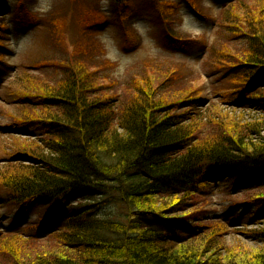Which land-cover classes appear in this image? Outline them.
<instances>
[{
  "label": "trees",
  "instance_id": "trees-1",
  "mask_svg": "<svg viewBox=\"0 0 264 264\" xmlns=\"http://www.w3.org/2000/svg\"><path fill=\"white\" fill-rule=\"evenodd\" d=\"M147 1L168 45L185 51L191 37L176 29V1L112 4L126 19ZM187 1L203 14L198 0ZM107 20L98 4H75L70 25L41 22L52 51L12 82L11 126L41 146L11 138L20 161L0 167V198L19 206L16 220L29 201L48 212L28 234H0V264H264V0H230L219 13L207 64L221 84L215 106L234 108L219 119L202 104L214 95L183 65L137 63L115 81L96 34ZM246 112L258 116L245 119ZM218 184L235 197L225 217L209 212ZM112 201L126 209V221L99 216ZM249 222L259 225L250 233L260 247L230 246L234 223Z\"/></svg>",
  "mask_w": 264,
  "mask_h": 264
},
{
  "label": "rangeland",
  "instance_id": "rangeland-1",
  "mask_svg": "<svg viewBox=\"0 0 264 264\" xmlns=\"http://www.w3.org/2000/svg\"><path fill=\"white\" fill-rule=\"evenodd\" d=\"M177 1H180V17L177 25H179L181 22V17L183 14L189 15L194 21V26L190 32H182V35H186L187 33L191 37V41L188 42L186 51H181L178 48L168 45L167 35L162 32L161 27L156 21H154L149 12L147 7V4H149L148 1V3H145V8H143L139 13H135L133 16H130L126 19L117 17L115 8L112 4L111 16L108 17L107 21L103 22L101 27L98 26L99 28L96 34L99 36L103 30L111 25L116 31L121 42L122 51L125 54H130L134 52L139 46L138 41H133L131 39V36H134V33L130 32L131 23L134 20H144L150 23L154 27L153 35L162 48V52L155 58L142 59L137 63L153 60L160 61L162 63L168 62V67L178 64L183 65L185 69H192L195 71L196 77H193L197 79L196 82H194L197 87L204 89L205 94L212 93L214 95L215 88L221 90L219 88L221 84L218 83V74H215V69L207 64V58H211V47H214L217 33L220 32V25L217 26L214 19L216 18L218 11L223 7V2L225 0H201L202 9L205 12L206 17L195 14L184 2V0ZM139 3L142 5L143 2L139 1ZM75 4L78 8L83 7L84 10H89L90 8H94L98 3L97 0H54L52 10L47 14L46 17L40 19V21L46 23L52 18H55L59 24L65 21L66 25H70V16L75 9ZM26 7L27 5H10L8 0H4L2 9L6 10V12L1 13L0 15V18H3L0 19V25L4 26V31H2V34L4 33V37L1 39V41L4 43V46H6V49L2 50L3 55H0V58H4L3 60L6 62V69L0 70V146L3 144L6 145L7 148L0 152V167L3 165H8L7 163L10 160H13L14 162L20 161L17 158L13 159V156H11L15 155L14 150H11L9 145L11 138L16 142H18L19 139L27 141V143L25 142L27 145L31 143H37L38 146H41L37 137L32 135H22L19 128H16L13 125L11 126V122L17 117V104L15 101L17 96L16 91L10 90V88H12V82L14 78L22 73H25L26 70H30L27 69L29 64L36 60L39 61L40 55L45 54L46 49V53L52 51V44L50 42L51 33L45 27L37 26V24H39L38 21H36V24H33L32 22L35 21L28 19L25 12ZM29 31L33 32L35 35L34 46L23 56L19 63L12 62L15 57L14 49L12 47L14 40L19 36L28 33ZM205 47L208 48L207 51L205 50ZM131 66H129L128 70ZM228 97L229 96H227V98ZM219 99L221 98L214 95V98L210 97L209 100L202 101L203 105L211 104L208 107L207 116L214 119H219L221 116L228 117L234 112V108L230 105L222 104L220 106H215L216 103L220 101ZM252 115L253 117L258 116L257 113L250 114L249 112H246L245 119H250ZM24 130L29 131L30 134L35 132V130L32 128H26ZM224 189L225 188L222 184L214 186V193L211 196V200L213 203L217 202V204L213 206V213L209 211L211 215L216 214L218 216L225 217L226 209H228V207L225 206V202H230L231 200L235 199V197L228 195L229 192L224 191ZM102 198H104V196ZM99 199L101 198L98 197L96 200ZM25 206L26 209L24 210L22 216L16 220L17 213L20 210L19 206L10 203L8 204L0 198V234L9 230L15 231L22 235H24L23 233L28 234V226H32L35 224V222L40 223L48 212L47 207L37 204H30V201L27 202ZM234 212L238 213V211L235 210ZM125 213L126 209L123 206H120L116 201H112L109 205L99 211V216L108 221H126ZM50 225H53V221L50 223ZM246 226L247 227L239 226L238 228V226H236L234 223V230L230 231V233L225 237L226 242L230 246L233 244H238L249 247L250 249H256L260 247L261 243H259V240H257L256 237L250 233V230L258 229L259 225L250 224L249 222V224ZM192 230L193 229H191L190 232ZM43 238L47 239L46 237ZM35 246H37V244Z\"/></svg>",
  "mask_w": 264,
  "mask_h": 264
},
{
  "label": "clouds",
  "instance_id": "clouds-1",
  "mask_svg": "<svg viewBox=\"0 0 264 264\" xmlns=\"http://www.w3.org/2000/svg\"><path fill=\"white\" fill-rule=\"evenodd\" d=\"M10 5H27L25 12L31 21H38L47 16L52 10L54 0H8ZM128 3V0H123ZM174 3L175 0H172ZM100 10L111 16V5L113 0H97ZM194 26L193 18L187 14H183L181 22L177 25V30L181 32H190ZM130 32L134 33L131 36L133 41H138V47L130 54H125L122 51L121 42L117 36L114 28L109 25L98 36V40L102 46V58L115 68L111 72V76L116 78L115 81H120L125 78L129 66L146 58H155L162 52V48L158 44L157 39L153 35L154 27L144 20H134L130 25ZM35 35L33 32L19 36L13 42V49L15 53L12 62L19 63L23 56L34 46ZM197 66V65H193Z\"/></svg>",
  "mask_w": 264,
  "mask_h": 264
}]
</instances>
